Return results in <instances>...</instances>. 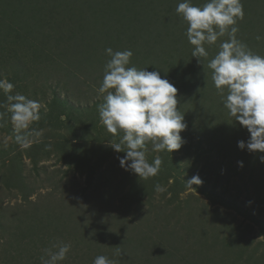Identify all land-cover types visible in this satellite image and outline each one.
I'll return each mask as SVG.
<instances>
[{"label": "rangeland", "instance_id": "rangeland-1", "mask_svg": "<svg viewBox=\"0 0 264 264\" xmlns=\"http://www.w3.org/2000/svg\"><path fill=\"white\" fill-rule=\"evenodd\" d=\"M180 2L0 0V80L40 103V119L17 130L0 102V264H41L58 242L71 245L59 264L100 255L114 264H264V153L237 147L249 133L213 85L211 45L207 58L192 57ZM109 47L132 50L129 67L157 71L178 90L184 143L170 153L148 142V161L162 164L146 180L110 147L123 131L100 121ZM193 175L202 183L190 187Z\"/></svg>", "mask_w": 264, "mask_h": 264}, {"label": "clouds", "instance_id": "clouds-1", "mask_svg": "<svg viewBox=\"0 0 264 264\" xmlns=\"http://www.w3.org/2000/svg\"><path fill=\"white\" fill-rule=\"evenodd\" d=\"M175 11L187 23L185 35L193 46L192 57L198 58V62L209 55L205 44L213 45L227 35L228 39L219 45L220 50L208 61L211 79L229 115L249 133L247 141H237V147L250 153H264V56L253 53L237 39V22L244 19L241 0H207L202 6L182 0ZM256 39L262 37L257 35ZM105 52L111 58L105 64L98 89L100 94L106 93L104 102L98 106L100 121L114 136L123 131L120 142L109 143L110 147L117 153H125L117 157L122 168L146 180L156 176L162 164L159 156L148 161V142L152 151L170 153L184 143L180 133L186 124L177 108L178 90L157 71L129 67L132 50L114 52L109 47ZM14 87L13 83L0 80L11 120L17 130L27 129L40 119V103L19 93L12 95ZM3 115L0 113V117ZM17 142L28 146L22 136H17ZM259 160L264 163V155ZM237 164L243 167V161ZM186 182L191 187L202 180L193 175ZM156 190L163 191L159 185ZM70 249L69 243L52 244L44 249L41 264H59ZM93 264L114 262L100 255Z\"/></svg>", "mask_w": 264, "mask_h": 264}, {"label": "trees", "instance_id": "trees-1", "mask_svg": "<svg viewBox=\"0 0 264 264\" xmlns=\"http://www.w3.org/2000/svg\"><path fill=\"white\" fill-rule=\"evenodd\" d=\"M156 1L159 3L162 0H156ZM169 1H171V0H169ZM258 1H259V3H253L252 0H247V1L245 0L244 3H242L243 4V10H244V19L239 20L237 22V26L239 28V31L237 32L236 36H237V39H239L240 41L245 43L252 50L253 53L261 55L260 54V53H262L261 50H264V0H258ZM260 1H263V2H260ZM170 3L171 2H167V1L165 2V4H170ZM0 4L2 5V3H0ZM202 5L203 4H201V6ZM169 9H171V6H169ZM88 12H90V11H88ZM82 13H84V12H82ZM103 14H108V13L104 12ZM124 16H125V14H124ZM87 17L84 16L85 21H86ZM96 21H94L95 24H96ZM127 21L131 22V18L129 17L127 19ZM120 22L121 21H119V23ZM122 24L126 25L123 22H122ZM247 31H249V32H247ZM257 35L261 36L262 39L257 40L256 39ZM220 38H219V40H220ZM225 38H227V35H225ZM219 40H218V42H219ZM0 46H1V44H0ZM210 49H211L210 52H212L211 54L213 56L216 55V53L219 51V50L217 51L215 44L211 45ZM170 63H171L170 65L174 71L175 70L174 68L177 67L175 59H171ZM225 94H227V93H225ZM0 102H7V101H6V99L0 98ZM109 140H111V138H107L106 142H108ZM105 146H106L105 143L104 144L100 143L97 145L98 148L99 147L103 148L101 151H103L107 148Z\"/></svg>", "mask_w": 264, "mask_h": 264}]
</instances>
